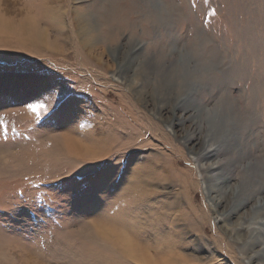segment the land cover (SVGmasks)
Wrapping results in <instances>:
<instances>
[{
	"label": "rangeland",
	"instance_id": "rangeland-1",
	"mask_svg": "<svg viewBox=\"0 0 264 264\" xmlns=\"http://www.w3.org/2000/svg\"><path fill=\"white\" fill-rule=\"evenodd\" d=\"M0 8V264H264L223 235L184 140L200 152L228 132L207 164L229 179L220 214L248 225L264 206V0Z\"/></svg>",
	"mask_w": 264,
	"mask_h": 264
},
{
	"label": "bare ground",
	"instance_id": "bare-ground-1",
	"mask_svg": "<svg viewBox=\"0 0 264 264\" xmlns=\"http://www.w3.org/2000/svg\"><path fill=\"white\" fill-rule=\"evenodd\" d=\"M8 3V2H7ZM4 7V6H3ZM1 9V8H0ZM9 11V10H8ZM7 11V12H8ZM4 14V13H3ZM3 19H0V23H2ZM24 21V20H23ZM30 21V20H29ZM5 24V22H3ZM12 27L11 25L9 26V28ZM8 29V27H7ZM10 30V29H9ZM37 37H42V35L40 36V34H38L37 32ZM44 38V37H43ZM45 40V39H44ZM133 52V51H132ZM186 74V73H185ZM144 77H147V76H144ZM132 80V79H131ZM134 80L130 81L128 80L129 83V87L130 85H132V89L135 88L136 89V85L138 83L136 82H133ZM176 83V82H175ZM171 85V84H170ZM194 85V83H193ZM185 88H188L185 93L188 95L191 91V84L189 83L188 86L184 87ZM170 89V88H169ZM172 89V88H171ZM194 89V88H193ZM141 92V91H140ZM164 93V94H163ZM162 93V96L164 97V95H170L168 94V90L164 91ZM163 101V100H162ZM178 102V101H177ZM183 102V101H182ZM163 104V103H161ZM163 106H161V109L163 110ZM160 109V110H161ZM162 111H160L161 113ZM159 113V112H158ZM210 124V123H209ZM239 123H236L234 124L233 126H239L237 125ZM177 125V124H176ZM243 126V125H241ZM170 127H172L171 123H170ZM174 127V125H173ZM247 127V126H246ZM246 129V128H245ZM230 131V130H229ZM232 131V130H231ZM230 131V132H231ZM212 133L209 134L208 132V135H207V144L205 142V144L207 145V149L206 150H203V151H196L195 148H194V145H193V139L196 137V134L194 133H191V134H188L186 135V137H184V140H186V143H189V151L191 154L195 155V159H196V162L199 164V173L204 177L205 175V178L206 180L204 179V181H206L208 183L206 189H207V194H208V201H209V204H210V213H214L215 215H217V217L220 219L221 222H224V230H222V233L224 236H227L229 240H231L232 238L238 243H244L249 246V249H253L257 246H263L264 248V206H259V207H255V209L257 210V212L255 213H258V216L256 217H252L249 219V221L247 222L248 225L246 224H242L240 225L239 224V227H234L233 225H230L228 223V217L231 215H234L236 214V211H230V212H225L224 214H220V212L218 211V207L222 206L223 204V199H222V196L225 194V192H227L226 190V187L225 185L228 184V178H221V177H218L216 176L213 171L215 172V169H217L218 167H215V165H208V161L210 158H214L218 155V153L220 152V149L218 148H214L213 146L215 145V142L217 141V137L218 135H221L223 137H225L226 139H229L230 137L228 136H225V133H228L227 131L223 134V132L221 131H210ZM64 136V135H63ZM63 136H61V138L63 139ZM65 137V136H64ZM60 138V139H61ZM59 139V140H60ZM68 140H69V137H68ZM73 140L71 139V142ZM58 145H59V150H63L62 152H64L65 150L63 149L66 148L65 146L68 145V147L73 150L74 152L75 151H79L80 153L81 152H84L86 153V149H85V144L80 143V142H72L71 145H70V142L69 143H65L67 145H63L64 142H60L58 141ZM222 142V141H220ZM57 145V146H58ZM87 147V146H86ZM89 148V147H88ZM60 150V152H61ZM83 153V154H84ZM241 155V154H240ZM87 156V155H86ZM242 158V157H241ZM243 159V158H242ZM254 159V158H253ZM241 160V159H240ZM244 160V159H243ZM239 162V161H237ZM263 166V165H262ZM241 167V166H240ZM247 171H249V168H245L244 169V172L246 173ZM250 172V171H249ZM227 176V175H226ZM258 177V176H257ZM260 177V178H259ZM258 177V180L260 179L261 181H264V173L261 172V175ZM258 182L260 181H248L246 180V184H245V187L243 186V195H244V201H250L251 200V197H252V194L255 193V190L256 187H259L258 186ZM227 186V185H226ZM261 190V189H260ZM258 190V191H260ZM264 192V188L261 190ZM249 192V193H248ZM260 193V192H259ZM255 194H258L257 191ZM215 218V217H214ZM222 228V227H221ZM228 247L231 248V245L229 244ZM128 250L131 254L134 253V249L131 245H128ZM258 254V253H257ZM256 254V255H257ZM260 255V254H259ZM262 255H264V250L262 251ZM257 257H253V260L256 259ZM264 258V257H263ZM251 261V260H250Z\"/></svg>",
	"mask_w": 264,
	"mask_h": 264
}]
</instances>
